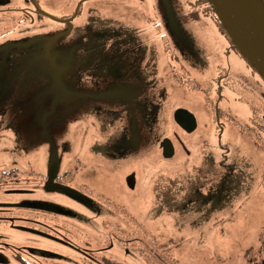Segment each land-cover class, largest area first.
<instances>
[{"label": "rangeland", "instance_id": "obj_1", "mask_svg": "<svg viewBox=\"0 0 264 264\" xmlns=\"http://www.w3.org/2000/svg\"><path fill=\"white\" fill-rule=\"evenodd\" d=\"M70 1L72 0H43L42 12L45 16L37 17L39 28L34 36L22 37L15 44L13 41L4 42L0 36V172L5 173L7 166L14 161L21 165L26 180L32 176H29L31 169L25 166L33 161L38 171L44 172L46 162L48 164L46 155L44 156L48 150L45 148L46 142L51 136L61 134L59 148L62 155H68L64 156L63 169L68 168L73 172L75 182L88 181L90 190H98L99 202L91 198L90 202L99 211L103 206V219L112 226L116 225L114 229L117 230L118 237L109 234V240L105 235L101 240L104 247L112 241V248L103 252H107L110 258L126 264H256L258 249L262 248L261 257L264 258V137L261 140L262 145H257L251 134L240 132V125L235 123L237 118L244 124L251 116L249 104L245 99H241L244 92L237 93L228 85L223 93L221 107L235 116V119L228 120L230 130L223 135V141L227 145L224 153L219 148L217 152V147L197 144L195 139L199 134L203 135L201 131L193 136L185 137V134H180L178 138L182 136L186 147L179 143L180 147L172 159L171 156L164 158L156 147H151L152 142H145L132 157L139 161L129 164V173H137V186L134 190L128 188L125 183L127 170L114 174L109 172L107 167L106 170L96 167L97 158L90 152V146L98 136L93 132L83 134L84 124L77 125L78 120L62 116L59 111L60 106L68 105L66 101L73 95L70 84H66L70 80L67 75L64 76L67 78L62 80L54 77L59 73V69L53 66L51 55L43 51V48L49 38L45 34L60 27L57 22L48 20L52 19L51 13L61 5L60 11L63 12L65 3ZM106 1L109 2H101ZM192 1L194 0L112 2L117 5L119 13H129V31L125 29L127 23L124 21H119L115 27L118 37H125L126 40L129 35V55L136 50V35L143 33L142 31L147 33L154 30L150 17L168 33L171 31L178 34L180 49L177 50L186 66L190 81L177 83L168 79L165 83L166 89L164 88L166 98L170 97L172 104L181 101L194 106L196 111H199L200 118L205 121L202 129L210 124L209 114L203 110V104L206 102L203 95L207 93L209 100H216L215 78L220 68L227 66L229 77L235 78L239 85H243L241 77L250 80H254V77L253 70L244 57L235 52L225 53L227 43L216 26L214 16L208 15L203 19L204 16L201 15L198 20H183L178 9L188 15L192 9ZM104 7L105 5L103 10ZM158 17L165 22L158 20ZM5 25L1 23L0 28ZM188 34L191 36L188 37ZM52 39L53 49L59 35ZM5 45H15L16 50L22 51L16 54L15 61L22 56L28 67H21L11 59L3 48ZM31 60L37 64L36 68L34 65L30 66ZM155 60V69L162 74L166 71L165 67L170 70L173 65V62L165 58L164 67V55ZM22 71H26L22 77H13ZM10 75L9 85L13 83L15 86L12 89L4 80V77ZM151 87L156 93L159 92L158 83L152 84ZM151 101L158 102L157 97ZM121 103L125 104V101ZM148 108L149 124L153 127V130H146L150 139L167 129L172 133L178 131L162 104H157L153 110L151 106ZM260 113L263 117L264 111ZM154 114L155 116H152ZM223 121L224 119L221 123H224ZM173 138L176 142L179 141L177 136ZM118 167L122 168L123 165L119 164ZM5 186L6 183L0 186V200H16V193L4 191ZM25 186L30 188L31 184ZM26 195L28 194L20 199L37 198L78 213L76 217L56 214L57 217L52 218L56 223H60L58 226L51 224L55 226L52 228L69 241L71 238L76 243V246L72 247L54 239L9 229L3 225L0 239L20 245V255L26 260L37 263L53 258L67 262L68 260H64L68 259L67 256L79 254L78 246L89 242V233L96 234L98 228L103 232L107 231L103 224L93 226L92 204L91 210L89 205L85 207V204L76 201L75 203L61 190H44L39 191L36 196ZM115 206H119V210ZM115 209L114 214H107ZM38 211V219L45 222L46 218L42 217L45 214ZM125 211L129 214L128 223L125 215L121 216ZM110 216H115V219ZM109 229L111 230V227ZM127 239L129 245L120 243ZM89 245L90 248L98 246L96 242ZM12 253V249L6 250L0 246V255L5 257L7 264H16Z\"/></svg>", "mask_w": 264, "mask_h": 264}, {"label": "flooded vegetation", "instance_id": "obj_2", "mask_svg": "<svg viewBox=\"0 0 264 264\" xmlns=\"http://www.w3.org/2000/svg\"><path fill=\"white\" fill-rule=\"evenodd\" d=\"M101 1L72 0L69 3H65L63 12L60 11L62 5L54 10L51 13L52 19L49 18L48 20L57 22L60 27L52 29L49 31L50 33L45 34L49 38H47V44L43 48V51L51 55L53 66L59 69V73H56L54 77L62 80L63 78L66 79L67 77L64 76L67 75L70 80L66 84H70V90L73 92V95L66 101L67 106H60L59 111L61 115L71 118V120H78L77 125L79 126L84 124L83 134L93 132L98 136L90 146V152L97 158L95 160L97 162L96 167H103L104 169L107 167L110 170L109 172H114V174L127 170L125 183L128 188L130 187L134 190L138 182L137 173L135 171L129 173V164L139 161L132 157L141 149L145 142L148 144L152 142L150 144L151 147H156L164 158L167 159V157L171 156L170 158L172 159L175 157L177 148L180 147L179 143L186 147L185 142L181 139L182 136L178 138L180 134L183 133L186 137L189 135L193 136L201 131L203 135L199 134L195 139L197 144L200 143L201 145L202 143L203 145H210V147H217V152L220 149L224 153L227 145L223 141V135L228 133L227 130H230L228 120L235 119V116L231 115V112L221 107V100L224 97L223 93L229 86L237 93L244 92L241 94L243 95L241 99H245L251 109V116L248 122L242 124L236 118L235 123L240 125V132H248L257 145H262L261 140L264 135L261 134L263 133L261 132L262 130L260 131L259 127L255 124L254 117L256 114L261 115L259 110L260 112L264 111V78L249 63L248 65L253 70L252 75L254 80L241 77L240 80L243 84H240L241 86L235 78L229 77L230 71L227 66L220 68L219 72H217L215 78L217 80L216 100H209L207 93L203 95L206 100L203 104V110L208 112L210 124L205 125L206 127L201 129L205 121L200 118L199 111H196L197 109L194 106L188 103H181V101L177 102V104H172L170 97L166 98L167 95L164 90V88L166 89L165 83L168 79H173L177 83L190 81L188 71L185 69L186 66L177 50V48L180 49L178 34L171 31L168 33L165 29L161 28L162 26L157 21L155 22L150 17L149 20L153 22L151 23V27L154 30H149L147 33L142 31L143 33L137 34L136 44L134 45L136 50L133 54L129 55V35L126 37V40L125 37H118L117 30L115 29L119 21H124L127 23L125 29L129 31V13H119L120 10H117V5L115 2H112L113 0H109V2ZM103 5H105L104 9L106 11L103 10ZM190 5L192 9L188 15L183 14L180 8L178 9L182 13L184 21L198 20L201 15L204 16L203 19H205V16L208 17V15L213 17V13H211L203 0H194L190 2ZM43 8V0H0V24H6L2 27L3 29L0 28L2 29L0 36L3 37V41L9 43L13 41L15 44L22 37L34 36L39 28L37 17L42 18L45 16L43 15L44 12H42ZM181 15L178 13L180 18ZM157 19L163 20L160 17ZM216 26L227 43L224 49L225 53L235 52L241 55L232 45L228 35L220 29L218 24ZM57 35H59V39L56 41L58 43L55 42V46L52 49V45H54L52 37H56ZM190 36L191 34H188V37ZM3 48H5L6 53L8 52L14 61L17 57L16 54L22 52L16 50L15 45H5ZM162 55H164V67L166 66L165 58L173 62L170 70L169 67H165L166 71L164 70L163 74L161 71H156L155 69V63L157 62L155 59L158 60ZM241 57L243 56L241 55ZM139 58L141 60H138ZM15 62L21 67H28V63L22 60V56ZM32 65L36 68L37 64L31 60L30 66ZM23 73H26V71H22L19 75L18 73L11 75L13 77H22ZM45 73H47V66ZM11 75L7 78L4 77L8 85ZM165 75L167 76L164 77ZM154 83H158L160 86L158 93L151 87ZM12 87L15 88L13 83L9 85L10 89ZM155 96L158 102L151 101ZM121 101H125V104L121 103ZM157 104H162L164 110L169 112L172 122L178 131L172 133L170 129H167L161 133L158 132L154 139H150L146 134V130L147 128L153 130V127L149 124L150 115H148V107L151 106L153 110ZM152 116H155V114ZM222 119H224V123H221ZM174 136H177L178 142L174 140ZM205 136L206 138H204ZM61 138V134L58 136L53 135L46 142L47 147L45 148L48 150L44 156L46 155L48 164L46 162L44 172L38 171L34 161L25 166V168L31 169L29 176L32 177L27 180L24 179L27 177L23 176L21 165L15 161L7 166L5 173L0 172V186L6 183L5 187L7 188L4 187V191L16 193L14 195L17 196V201L8 202L4 199L0 200V230L4 225L9 229L54 239V241L65 246H76V243L71 238V241H69L67 237L58 234L57 230L52 228L55 226L51 224H56V226L60 224L52 220L57 215L76 217L78 213L64 206L37 198L20 199L25 194H28L26 196H36L39 194V191L61 190L66 195L68 194V197L74 202L85 204V207L89 205L88 208L92 210L90 207L92 202L90 200L99 199L98 190H90L88 188V181L75 182L73 172L69 171L68 168L63 169L66 153L62 155L59 148L62 141ZM197 147L195 148L196 153ZM56 157L59 161V169L54 173L53 183L48 185L49 168H47V165L50 164L51 158ZM119 164L123 165V167L119 168ZM127 164L128 166L126 167ZM29 183L31 184L30 188L29 186H25ZM63 187L71 189L75 195ZM97 201L99 202V200ZM92 206L93 226L103 224L104 229H107L109 232H103L98 228L96 234L92 235L89 233V242L78 246L79 254L77 256H67L68 259H64L68 260L67 262L52 258L45 261L40 260L36 263L33 260L24 259L20 255L22 251L21 246L13 244L15 242L9 243L0 239V246L2 245L6 250H13L11 255L16 264H109L112 262H122L110 258L107 252L103 253L104 250L112 248L113 244L110 240L108 246H102V237L105 235L107 236V240H109L112 234L117 236V230L114 229L116 225L112 226L110 222L103 219L105 218L103 206H101L100 211L97 210L95 205L92 204ZM111 206H108V208L111 209ZM115 208L119 210V206H115ZM116 209L111 210L107 214L109 215L111 212L114 214ZM38 210L43 211L42 213L45 214V216H42L46 218L45 222L38 219ZM124 215L128 223V212L121 213V216ZM110 217H114L115 219V216ZM109 227H111V230ZM93 242H96L98 246L90 248L89 244ZM120 243L129 245V239L126 241L122 240ZM0 264H7L3 255H0Z\"/></svg>", "mask_w": 264, "mask_h": 264}, {"label": "water", "instance_id": "obj_3", "mask_svg": "<svg viewBox=\"0 0 264 264\" xmlns=\"http://www.w3.org/2000/svg\"><path fill=\"white\" fill-rule=\"evenodd\" d=\"M207 1L227 32L232 45L264 78V0ZM58 169L57 157L51 158L48 185L53 183L54 173ZM63 188L74 194L71 189Z\"/></svg>", "mask_w": 264, "mask_h": 264}, {"label": "trees", "instance_id": "obj_4", "mask_svg": "<svg viewBox=\"0 0 264 264\" xmlns=\"http://www.w3.org/2000/svg\"><path fill=\"white\" fill-rule=\"evenodd\" d=\"M203 1L206 3V5L208 6V8H209V10L211 11V13H213V16H214V18L216 19L217 24H218V26L220 27V29H221L226 35H228L227 32L225 31V29L223 28L221 22L219 21L218 17L216 16L214 10L211 8L209 2H208L207 0H203ZM228 37H229V36H228ZM257 113H258V112H257ZM259 113H260V110H259ZM254 122H255V124L259 127V129L262 130L261 132L264 133V117H261V115L256 114L255 117H254ZM263 133H261V134H263ZM263 232H264V231H263ZM263 249H264V248H263ZM262 253H263V252H262V248L258 249L257 260H255V263H256V264H264V258L261 257V254H262ZM259 257H261V258H259ZM109 264H125V263H122V262H112V263H109Z\"/></svg>", "mask_w": 264, "mask_h": 264}]
</instances>
